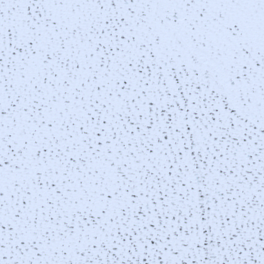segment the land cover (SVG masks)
Returning a JSON list of instances; mask_svg holds the SVG:
<instances>
[{
  "label": "snow or ice",
  "instance_id": "snow-or-ice-1",
  "mask_svg": "<svg viewBox=\"0 0 264 264\" xmlns=\"http://www.w3.org/2000/svg\"><path fill=\"white\" fill-rule=\"evenodd\" d=\"M0 264H264V0H0Z\"/></svg>",
  "mask_w": 264,
  "mask_h": 264
}]
</instances>
